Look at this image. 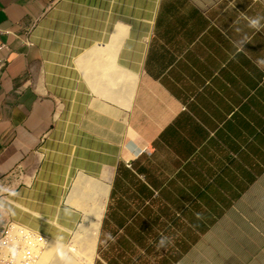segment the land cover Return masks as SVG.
<instances>
[{"label":"crops","instance_id":"crops-1","mask_svg":"<svg viewBox=\"0 0 264 264\" xmlns=\"http://www.w3.org/2000/svg\"><path fill=\"white\" fill-rule=\"evenodd\" d=\"M257 13L264 0H0L3 251L264 264Z\"/></svg>","mask_w":264,"mask_h":264},{"label":"built area","instance_id":"built-area-1","mask_svg":"<svg viewBox=\"0 0 264 264\" xmlns=\"http://www.w3.org/2000/svg\"><path fill=\"white\" fill-rule=\"evenodd\" d=\"M6 30H3L0 28V33H5ZM29 43V42H28ZM7 45L5 42L0 41V49L6 48ZM14 177L16 181L22 182L24 179V173L21 169H18L14 172ZM9 224L6 221L0 220V242L4 238V235L6 233V228H8ZM6 229V230H5ZM21 243H12L8 250L5 252V256L0 259V264H36L34 262L35 255L23 252L20 254L21 250ZM37 255V254H36Z\"/></svg>","mask_w":264,"mask_h":264},{"label":"clouds","instance_id":"clouds-1","mask_svg":"<svg viewBox=\"0 0 264 264\" xmlns=\"http://www.w3.org/2000/svg\"><path fill=\"white\" fill-rule=\"evenodd\" d=\"M244 19L247 21V26L249 28L254 29L255 31L257 29H261L262 27H264V15H262V14L257 13L256 15H252V16L245 15ZM244 41H249L248 34L242 35L241 37H239L238 39H236L233 42L235 53H239V52H242L244 50V48H243V42ZM257 62L264 64V58L258 59ZM167 240H168V238L166 236H160L158 239L157 246L163 247L165 245V243L167 242Z\"/></svg>","mask_w":264,"mask_h":264},{"label":"bare ground","instance_id":"bare-ground-1","mask_svg":"<svg viewBox=\"0 0 264 264\" xmlns=\"http://www.w3.org/2000/svg\"><path fill=\"white\" fill-rule=\"evenodd\" d=\"M126 27L128 28V26H126ZM116 32H117V31H116ZM113 35H114V34H113ZM119 35H120V34H119ZM119 35H118V36H119ZM123 35H124V34H123ZM125 35H126V34H125ZM120 36H121V35H120ZM126 37H127V36H126ZM120 38H121V37H118V39H120ZM112 39H113V38H112ZM112 39H111V40H112ZM113 41H114V40H112V41H110V42L112 43ZM117 42H118V41H117ZM95 44H97V43H95ZM118 44H120V43H118ZM93 45H94V44H93ZM120 45H121V44H120ZM97 46H98V45H97ZM109 46H110V45H109ZM111 46H113V45H111ZM107 47H108V46H107ZM114 47H117V45L114 44ZM120 47H121V46H120ZM99 48H100V47H99ZM116 49H117V48H116ZM105 50H106V49H105ZM112 50H113V49H112ZM109 51H110V50H109ZM111 53H113V52H111ZM114 53H115V52H114ZM116 53H117V52H116ZM93 55H94V54H93ZM96 55H97V54H96ZM98 55L101 56L100 54H98ZM87 56H88V55H87ZM94 56H95V55H94ZM110 56H112V55H110ZM110 56H109V57H110ZM90 57H91V56H90ZM110 58L113 59V57H110ZM110 58H109V59H110ZM110 61H111V60H110ZM82 62H83V61H82ZM113 62H114V59H113ZM113 62H110V63L112 64ZM113 64H114V63H113ZM113 64H112V65H113ZM87 65H88V64H87ZM112 65H111V66H112ZM95 66H96V65H95ZM124 67H125V66H124ZM125 69H126V68H125ZM88 70H89V69H88ZM91 70H92V69H91ZM130 73H131V72H130ZM126 74H127V73H126ZM124 75H125V74H124ZM125 76H126V75H125ZM99 93H100V92H99ZM113 98H114V97H113ZM83 180H84V179H83ZM84 194H85V197H89V195H88L89 193H84ZM84 194H83V195H84ZM86 194H87V195H86ZM76 202H77V200H76ZM88 214L91 215L92 217H95L96 219H98V215H97L96 212H92V213H88ZM91 226H92V228H95V230H96L97 223H96L95 221H92V222H91Z\"/></svg>","mask_w":264,"mask_h":264},{"label":"rangeland","instance_id":"rangeland-1","mask_svg":"<svg viewBox=\"0 0 264 264\" xmlns=\"http://www.w3.org/2000/svg\"><path fill=\"white\" fill-rule=\"evenodd\" d=\"M6 229H7V228H6ZM6 229H5V230H6ZM3 240H6V238H5V239L3 238V239L1 240V242H2ZM1 242H0V243H1ZM11 244H12V242H10V245H11ZM10 245H9V247H10ZM5 247H6V246H5ZM9 247H8V248H9ZM94 247H95V246H94ZM8 248H7V249H8ZM6 251H7V250H6ZM28 251H30V252H31L32 254H34V255H36V254L38 253L37 250H35V248H32V250H31V249H28ZM94 252H95V248H94ZM4 256H5V252H4L3 249L0 247V259L3 258ZM36 257H37V256H36ZM43 257H44V255H43L42 253L40 254V258H41L42 260H45V258H46V252H45V258H44V259H43ZM44 264H45V263H44Z\"/></svg>","mask_w":264,"mask_h":264}]
</instances>
